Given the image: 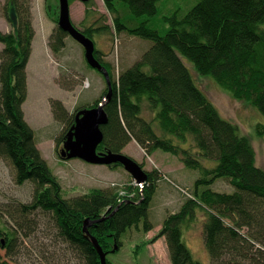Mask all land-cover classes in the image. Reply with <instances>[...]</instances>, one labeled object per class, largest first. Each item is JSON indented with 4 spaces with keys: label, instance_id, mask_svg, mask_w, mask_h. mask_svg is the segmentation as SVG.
Listing matches in <instances>:
<instances>
[{
    "label": "trees",
    "instance_id": "16d2710c",
    "mask_svg": "<svg viewBox=\"0 0 264 264\" xmlns=\"http://www.w3.org/2000/svg\"><path fill=\"white\" fill-rule=\"evenodd\" d=\"M29 1L5 0L2 4L12 30H0L4 46L0 51V160L14 170L16 183L30 182L34 193L30 202L0 205V251L16 254L12 250L38 230L35 215L40 212L55 219L56 238L71 245L83 263L101 264L83 225L87 217L102 219L107 214L89 230L112 264L109 254L119 252L113 250L114 238L121 246L123 234L131 227L146 232L155 227L148 213L161 177L157 169L148 172L144 190L141 185L127 184L120 186V192L94 188L83 195H64L60 176L42 154L36 130L25 119L27 64L35 36ZM159 1L104 0L113 15L112 28L87 26L86 20L82 27L75 25L95 45V34L112 30L152 41L141 58L118 75L96 46L95 55L109 70L113 83L112 98L105 104L108 122L102 125L104 139L98 150L120 154L135 140L147 154L157 149L171 152L185 167L199 172L189 190L185 188L189 195L179 210L167 214L160 224L158 236L166 238L172 264H204L189 249L183 232L197 219L199 209L205 212L203 237L211 264H264V169L256 164L253 141L238 123L221 114L182 58L264 115V0H197L182 17L166 18L169 26L165 33L151 27L147 19H139L155 15ZM46 2L48 11L52 8L54 13L55 4ZM89 14L87 11L86 16ZM55 15L58 22L59 15ZM66 35L59 28L50 36L49 45L55 53L65 47ZM107 92L108 86L91 107ZM50 103L54 120L64 124L53 136L59 157L64 159L60 150L76 112L85 106L72 113L60 99ZM257 133L264 135L263 123L257 124ZM221 180L235 190L213 189Z\"/></svg>",
    "mask_w": 264,
    "mask_h": 264
},
{
    "label": "rangeland",
    "instance_id": "374dc122",
    "mask_svg": "<svg viewBox=\"0 0 264 264\" xmlns=\"http://www.w3.org/2000/svg\"><path fill=\"white\" fill-rule=\"evenodd\" d=\"M4 1L0 0V30L8 32L12 30V25L2 13ZM50 1L56 6L54 13H51L52 8L48 11L46 0L29 1L32 6L35 36L32 54L27 64L28 94L31 97L25 105V110L26 119L36 130L39 148L54 172L60 176L64 195L68 198L89 193L94 188H116L119 191L122 188L121 185L127 184L134 187L141 185L144 190L143 186L149 176L140 184L121 164L111 167L112 165L94 164L81 158L64 160L59 157L56 141L54 139V143L52 138L60 133L64 124L53 119L51 98L60 99L65 106L67 103L72 111L79 106L92 108L96 99L106 89L107 83L101 73L87 63L84 47L71 35L65 36V47L60 52L55 53L52 50L49 38L53 33H57L60 27L55 15H59L57 10L59 3L56 0ZM195 3L197 0H160L157 5L158 12L155 15H145L139 19H147L151 27L165 33L169 26L166 18L174 15L182 17ZM70 10L71 21L78 27H82L85 20L87 26L113 27V15L104 0H90L86 3L73 0ZM87 11H90L88 17ZM94 38L100 50L99 53L101 52L100 56L102 55L104 61L114 65L115 75L140 59L142 53L152 44L151 40L137 38L125 31L115 33L112 30V33L95 34ZM2 46L0 42V51ZM182 58L196 83L213 101L221 114L238 123L242 131L250 136L256 153V164L264 169V135L260 136L257 133V124H264V115L246 101L234 98L213 77L199 74L192 61L183 55ZM143 113L151 118L146 110ZM123 153L131 156L138 163H143V169L147 172L157 169L158 177L161 178L155 186L157 188L153 205L148 213L155 227L148 232L131 227L123 234L121 246H118L114 238L113 250L118 249L119 252L109 254L110 262L112 264H172L166 238L158 236L162 226L160 224L167 214L179 210L185 195H189V186L193 185L198 177L196 173L199 172L185 167L180 157L171 152L157 149L149 155L135 140L124 148ZM14 174L10 165L5 160H0V205L9 204L12 201L30 202L33 198V185L30 182L16 183ZM212 187L227 193L235 190L232 185L223 180ZM35 216L38 219V230L25 240L22 238L23 243L12 250L16 254L9 255L6 249L1 250L0 264H85L78 258L76 250L71 245L56 238L57 231L53 217L40 212ZM204 221L205 212L199 209L197 219L190 223L188 228H184V239L196 259H200L204 264H211L209 253L204 245L202 227ZM144 241L148 243L145 244ZM137 244H140V247L137 248ZM20 248L18 252L17 249Z\"/></svg>",
    "mask_w": 264,
    "mask_h": 264
},
{
    "label": "water",
    "instance_id": "95a60500",
    "mask_svg": "<svg viewBox=\"0 0 264 264\" xmlns=\"http://www.w3.org/2000/svg\"><path fill=\"white\" fill-rule=\"evenodd\" d=\"M86 3L90 0H81ZM60 13L58 24L59 27L76 39L85 49V58L87 63L104 74L108 86V92L102 97V100L92 108H83L76 112L75 123L69 129L64 146L60 150V155L64 159L81 158L87 162L94 164H121L127 171L132 174L138 183L147 180L148 172H146L140 163L131 156L121 152L112 151L99 152L98 146L103 142L104 134L102 125L108 122V115L105 110V104L112 98L113 83L110 72L95 55L96 45L92 38L88 37L83 31L75 26L71 18L70 0H59ZM11 17L16 22L17 17L14 11H11ZM106 216L92 219L87 217L84 220V233L93 242L100 255L101 264L107 263V253L103 250L98 239L89 231V226L98 224L104 220Z\"/></svg>",
    "mask_w": 264,
    "mask_h": 264
},
{
    "label": "crops",
    "instance_id": "0c3cea01",
    "mask_svg": "<svg viewBox=\"0 0 264 264\" xmlns=\"http://www.w3.org/2000/svg\"><path fill=\"white\" fill-rule=\"evenodd\" d=\"M2 48H3V46H2ZM82 89H83V87H82ZM82 92V91H81ZM29 97H31V95L30 94H28V98H27V100H26V102H25V104H24V110H25V105L27 104V102L29 101ZM52 99V98H51ZM66 107L71 111V108L67 105V103H66ZM51 111H52V109H51ZM25 114H26V118H27V112H26V110H25ZM52 117H53V113H52ZM25 118V119H26ZM54 119V118H53ZM27 121H28V119H27ZM29 122V121H28ZM54 139H55V137H53L52 138V140H53V142H54ZM55 143V142H54Z\"/></svg>",
    "mask_w": 264,
    "mask_h": 264
},
{
    "label": "flooded vegetation",
    "instance_id": "af4514ba",
    "mask_svg": "<svg viewBox=\"0 0 264 264\" xmlns=\"http://www.w3.org/2000/svg\"><path fill=\"white\" fill-rule=\"evenodd\" d=\"M59 10H60V6H59ZM59 13H60V11H59ZM71 112L73 113L74 111H72L71 110ZM78 112V111H77ZM64 146V145H63ZM126 146H129V144L128 145H126ZM63 148V147H62ZM99 152H104V151H101V150H98ZM118 165H120V164H118ZM114 165H112L111 167H113ZM143 167V166H142ZM146 171V170H145ZM147 172V171H146ZM131 174V173H130ZM132 175V174H131Z\"/></svg>",
    "mask_w": 264,
    "mask_h": 264
},
{
    "label": "bare ground",
    "instance_id": "6f19581e",
    "mask_svg": "<svg viewBox=\"0 0 264 264\" xmlns=\"http://www.w3.org/2000/svg\"><path fill=\"white\" fill-rule=\"evenodd\" d=\"M252 106V105H251ZM253 107V106H252Z\"/></svg>",
    "mask_w": 264,
    "mask_h": 264
}]
</instances>
